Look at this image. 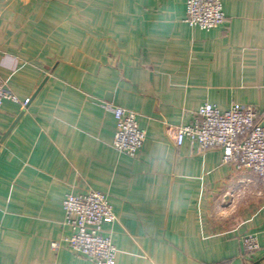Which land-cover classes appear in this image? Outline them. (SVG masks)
Instances as JSON below:
<instances>
[{"label":"crops","instance_id":"obj_1","mask_svg":"<svg viewBox=\"0 0 264 264\" xmlns=\"http://www.w3.org/2000/svg\"><path fill=\"white\" fill-rule=\"evenodd\" d=\"M221 4L203 31L186 0H0V79L29 99L0 107V264H92L64 242L61 205L89 191L116 216L115 264H264L260 180L174 144L205 104L264 126V0ZM104 103L137 114L135 158L113 148Z\"/></svg>","mask_w":264,"mask_h":264},{"label":"built area","instance_id":"obj_2","mask_svg":"<svg viewBox=\"0 0 264 264\" xmlns=\"http://www.w3.org/2000/svg\"><path fill=\"white\" fill-rule=\"evenodd\" d=\"M225 20L221 0H186L185 23L190 28L210 31L220 27ZM4 101L26 107L29 99L22 102L11 93L0 79V107ZM102 108L110 113L115 122L112 146L121 154L135 158L144 140L145 131L137 122V114L109 103ZM257 113L251 107L233 106L226 111L205 104L194 115L190 124L175 128L174 144L180 147L187 141L192 150L199 153L219 149L222 163L236 170L252 172L264 188V126L256 123ZM63 225L71 230L64 239L69 248L92 264H115L116 248L109 235L103 234V226L116 221L107 196L98 191L87 194H67L62 200ZM57 244H52L57 248ZM245 252L258 249L255 235L242 240Z\"/></svg>","mask_w":264,"mask_h":264},{"label":"trees","instance_id":"obj_3","mask_svg":"<svg viewBox=\"0 0 264 264\" xmlns=\"http://www.w3.org/2000/svg\"><path fill=\"white\" fill-rule=\"evenodd\" d=\"M257 123V122H256Z\"/></svg>","mask_w":264,"mask_h":264}]
</instances>
